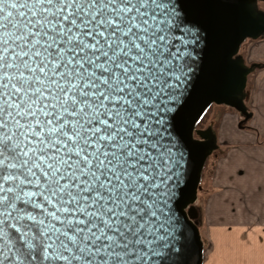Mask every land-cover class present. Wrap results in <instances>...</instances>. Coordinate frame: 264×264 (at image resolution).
<instances>
[{"label":"snow or ice","instance_id":"1","mask_svg":"<svg viewBox=\"0 0 264 264\" xmlns=\"http://www.w3.org/2000/svg\"><path fill=\"white\" fill-rule=\"evenodd\" d=\"M184 4L0 0V264H183Z\"/></svg>","mask_w":264,"mask_h":264},{"label":"water","instance_id":"2","mask_svg":"<svg viewBox=\"0 0 264 264\" xmlns=\"http://www.w3.org/2000/svg\"><path fill=\"white\" fill-rule=\"evenodd\" d=\"M264 0H185V18L199 28L204 39L194 45L203 48V69L196 68V85L182 103L176 123L178 149L184 155L181 186L185 196L178 205L186 217L181 220L184 249L183 264H201L203 243L197 225V209L193 205L200 189L199 180L206 158L217 148L216 136L210 126L197 127L213 105H224L240 115L237 127L250 118L245 105L247 76L256 63H245L239 47L245 39L264 35V10L257 5ZM206 45V46H205Z\"/></svg>","mask_w":264,"mask_h":264},{"label":"crops","instance_id":"3","mask_svg":"<svg viewBox=\"0 0 264 264\" xmlns=\"http://www.w3.org/2000/svg\"><path fill=\"white\" fill-rule=\"evenodd\" d=\"M241 55L247 64H263L246 81L247 124L254 131L238 128L235 115L219 105L217 112L234 123L223 118L215 130L222 154L208 191L197 195L201 264H264V35L248 39Z\"/></svg>","mask_w":264,"mask_h":264},{"label":"rangeland","instance_id":"4","mask_svg":"<svg viewBox=\"0 0 264 264\" xmlns=\"http://www.w3.org/2000/svg\"><path fill=\"white\" fill-rule=\"evenodd\" d=\"M257 5H258V7L260 9L264 10V3L263 2H258ZM247 41H248V39H245L241 43V45L239 47V53L240 54L243 52V48L245 47ZM218 109H220L219 105H211V107L208 110L205 118L203 119L202 125L199 128H204L206 126H210L212 128V130L214 131V133H215V130L220 125L223 124V118H225L224 122L226 121V123H231L232 122V121H230V122L227 121V120H229V118L226 117L228 114H224L223 112L219 113V112H217ZM227 109H228V112H230V113L235 115L234 119L236 120V122H238V120L241 118L240 115L238 113H236L234 110H232L231 108H229V107ZM247 122L248 121H246L243 125H248ZM232 123H234V122H232ZM221 154H222V148L220 146H218V144H217V148L207 158L206 169L203 172V178L200 180V185H199L200 189H202L205 192H207L209 187H210V180H211L210 176H211L212 171H213V165L216 162L217 158H219L221 156ZM198 197L199 196H196V199H195L193 205L197 209V213H198L196 220H197V225H198V230H199V227L201 226V212H200L201 211V209H200L201 206L199 204Z\"/></svg>","mask_w":264,"mask_h":264},{"label":"trees","instance_id":"5","mask_svg":"<svg viewBox=\"0 0 264 264\" xmlns=\"http://www.w3.org/2000/svg\"><path fill=\"white\" fill-rule=\"evenodd\" d=\"M262 65H263L262 63H256L255 66H254V68H253V70L256 69V68L261 67ZM245 90H246V88H245ZM211 105H213V104H211ZM211 105L208 107V109L206 110V112L204 113V115L202 116V118L200 119V121L198 122L197 127H200V126L202 125V123H203V119L205 118V116H206L208 110L210 109ZM247 110H248V109H247ZM248 111H249V110H248ZM242 128H243V129L253 130V129H252L250 126H248V125H244ZM253 131H254V130H253ZM258 142H259V143H262L263 141H262V140H258ZM207 158H208V157H207ZM207 158H206V160H205V162H204V164H203V166H202V169H201L200 180L203 178V172H204V170L206 169V161H207ZM200 180H199V185H200ZM202 191H203L202 189H199V190L197 191V193H196V196H197L198 194H200Z\"/></svg>","mask_w":264,"mask_h":264}]
</instances>
